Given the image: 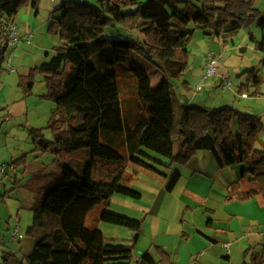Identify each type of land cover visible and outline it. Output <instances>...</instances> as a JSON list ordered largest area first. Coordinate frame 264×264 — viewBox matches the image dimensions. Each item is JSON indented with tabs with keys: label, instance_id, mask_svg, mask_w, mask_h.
Here are the masks:
<instances>
[{
	"label": "trees",
	"instance_id": "1",
	"mask_svg": "<svg viewBox=\"0 0 264 264\" xmlns=\"http://www.w3.org/2000/svg\"><path fill=\"white\" fill-rule=\"evenodd\" d=\"M40 3L0 0V73L8 47L1 22L12 19L22 7L30 6L37 13ZM57 10L60 13L47 28L62 45L53 46L54 54L48 60L18 78V85L29 95L37 76H43L46 92L41 97L55 105L46 127L51 130V140L43 128L29 130L33 151H51L57 161L83 150L102 167L121 170L132 164L159 175H165L160 166L184 164L198 151H210L220 168L241 165L242 176L250 184L248 194L264 199V144L255 146L264 128L261 116L228 105L184 103L171 83L187 69L188 45L196 30L206 36L226 37L255 20L264 30V14L252 0H69ZM107 27L122 28L126 36L132 34L136 39L119 34L105 37ZM107 45L132 49L160 73L153 85L146 67H130L136 103L145 112L134 118V126L125 121L117 79L90 62V56ZM258 46L264 48V38ZM243 74L246 81L238 93L251 87L252 95L259 94L262 80L258 70L247 69ZM26 156L8 165L25 166ZM62 167L59 176V172H50L46 179L35 174L29 180L34 202L26 234L34 240L33 247L21 257L2 250L0 264H156L147 250L139 261L135 258L133 250L142 220L106 209L108 196L93 185L92 163L80 172L66 164ZM124 173L114 191L140 198V193L126 184ZM178 178L175 171L166 186L168 191ZM101 204L103 209L95 222L87 225V217ZM97 221L133 231L130 242L107 241ZM248 252L246 248L241 264H264V246L261 251ZM159 253L160 264H174L163 249Z\"/></svg>",
	"mask_w": 264,
	"mask_h": 264
},
{
	"label": "rangeland",
	"instance_id": "2",
	"mask_svg": "<svg viewBox=\"0 0 264 264\" xmlns=\"http://www.w3.org/2000/svg\"><path fill=\"white\" fill-rule=\"evenodd\" d=\"M65 1L69 0H41L37 13H35L34 8L26 6L22 7L14 16V18H18L20 25H25L29 22L32 35L30 44L21 40L17 49L12 54L15 70L9 72L5 69L3 63L4 70L0 73V165L4 164L5 166V176L1 180L2 185L0 187V254L2 250L21 253L22 249L26 252L30 248L31 243H34V240L26 234V227L32 219V211L29 207H21L18 203V198L15 199L14 195L17 187L20 184L29 182L34 172L37 173L44 168L45 170L41 171V176L43 179H46L50 172H59L58 176L61 175L64 164L80 172L86 164L92 163L91 179L93 185L108 196V206L106 209L136 218L139 217L135 215L134 209L142 206V200H136L116 193L114 191L117 183L115 179L117 180L126 171L124 173L127 177L126 184L131 188L135 187L139 189L140 185L138 181L140 178H143L145 173H153L146 169H142V171L137 173L133 169L134 165L121 170L102 167L92 161L83 150L67 155L57 161L56 154L51 151L45 153L32 151L34 146L31 137L28 135L31 128H43L42 131L45 137L49 140L52 139L51 130L46 127L55 105L52 101L41 97L46 92L43 76H37L29 95L25 94L23 87L18 85L19 76L24 74L23 68L20 65L21 63L17 62L18 53L23 48L33 47L34 45L38 51H35L36 53L33 57L38 56L36 59L48 60L53 54L52 47L62 45L61 39L48 33L47 27L52 18L60 13L57 10L58 6ZM252 4L264 14V0H252ZM25 8L32 9V19L27 14L24 17L23 10ZM16 25L18 32L21 33L19 25L17 23ZM124 32L122 28L107 27L103 36L114 37L119 34V36L136 39L132 34H127L126 36ZM249 33L253 35V40L250 39ZM262 38H264V30L256 26V20L252 21L247 27L244 26L226 37L213 36L207 38L203 36L201 31L196 30L188 45L187 69L179 79L171 81L177 96L182 102L190 101L211 107L228 105L242 112L256 114L261 116L264 124V48L260 49L258 46ZM48 47L49 54L46 55L44 50L46 51ZM39 49L42 51L40 52ZM208 52L212 53V58L216 62V72L213 77L202 80V68ZM89 59L92 65L99 71L117 79L121 92L125 121L132 126L134 118L145 115V112L142 109V105H137L136 103L134 95L135 84L130 67L134 65L146 67L153 85H156L157 80L160 78V73L132 49L117 45H107L92 54ZM39 61L36 62V65L40 63ZM251 68L258 70L261 77L260 93L252 95L253 88L250 87L244 91L246 96L248 95L247 98H244L241 97V94L237 90L240 84L246 81V75L243 73ZM222 77V81H230V86L226 88L222 86ZM198 85H200L199 90L196 89ZM234 130H237L236 126ZM260 139H264V128L259 133L255 146L259 147ZM174 146L175 151H177L178 139L174 141ZM119 150L124 152L125 148L120 145ZM23 154L27 155L24 167H10L8 165ZM36 154H38V158L35 157ZM178 167L179 163L173 162L168 167L160 166L159 168L169 174L170 180ZM24 168L25 170L23 171ZM15 171L18 176L17 180H13L14 176H11V173ZM154 174L155 176H159L156 173ZM23 177H28L26 182H22ZM44 181L46 182V180ZM27 188L28 190L31 189L30 187ZM141 191L143 192L144 190ZM128 202L131 203L128 204ZM102 209L103 204L93 209L86 219V224H93L96 214L98 216ZM16 224H18L23 236L19 241L11 240V230ZM95 224L102 231L107 241H110L111 237L124 241V232L119 230H127V228L102 221H97Z\"/></svg>",
	"mask_w": 264,
	"mask_h": 264
},
{
	"label": "crops",
	"instance_id": "3",
	"mask_svg": "<svg viewBox=\"0 0 264 264\" xmlns=\"http://www.w3.org/2000/svg\"><path fill=\"white\" fill-rule=\"evenodd\" d=\"M31 13L30 8L23 10L24 17L27 14L32 19ZM12 20L19 25L21 34L24 35L32 30L29 22L20 25L18 18L12 17ZM203 36L213 37L204 34ZM49 47L44 50L46 55L49 54ZM35 51L38 50L33 45L23 48L18 53L17 62L21 63L24 74L30 68L37 66L36 62L42 60L36 59L38 56L33 57ZM52 52L54 54L53 49ZM43 61L45 59L39 62ZM260 140L259 144L263 145L264 139ZM35 157L38 158V154ZM129 166L133 165L128 164L125 168ZM133 169L138 173L144 168L134 165ZM42 170L31 174H41ZM176 171L179 173V178L170 191L166 189L169 174L165 172V175L156 173L159 176H155V172L147 174L144 171L143 178L138 181L141 189L133 187L140 193V198L136 200H142V206L134 209L135 215L142 220V227L133 250L136 259L147 250L156 264H160L159 249H163L171 256L174 264H241L246 248L250 252L261 251L264 246V199L259 194L253 196L248 194L250 184L247 177L242 176L241 165L220 168L210 151L201 150L186 163L179 164ZM12 175L13 180H17L16 171L12 172ZM28 177H23L22 182H26ZM120 178L115 181L118 182ZM27 184L28 182L20 184L16 190V186L14 187L15 199L18 198V203L23 208H31L34 202L33 191L28 190ZM31 223L32 219L26 229ZM119 231L124 232V241L113 237L110 241L130 242L133 231L129 229ZM22 237L11 233V240L19 241ZM224 244H228V247ZM31 246L33 247V243ZM30 248L26 252L21 249V253H12L21 257L27 254Z\"/></svg>",
	"mask_w": 264,
	"mask_h": 264
},
{
	"label": "built area",
	"instance_id": "4",
	"mask_svg": "<svg viewBox=\"0 0 264 264\" xmlns=\"http://www.w3.org/2000/svg\"><path fill=\"white\" fill-rule=\"evenodd\" d=\"M79 1H83V0H79ZM1 29L6 33L8 37V47L6 50L5 60H4L5 69H7L9 72H13L15 69H14L13 62H12V54L17 49L18 44L21 42V40H24L27 44L31 43L30 38H31L32 33L27 32L24 35L19 33L16 23L11 18L4 19L1 22ZM215 72H216V62L212 58V53L208 52L206 54V60L202 68V75H201L202 80H206L210 77H213ZM222 86L224 88H226L227 86H230V81L229 80L222 81ZM196 89L199 90L200 85H198ZM241 97H246V93H242ZM4 176H5V166L4 164H1L0 165V187L2 185L1 180ZM11 233L12 235L17 236V237L22 236V233L19 230L18 224L13 226ZM224 246L228 247V244H224ZM137 261L139 260L137 259Z\"/></svg>",
	"mask_w": 264,
	"mask_h": 264
}]
</instances>
